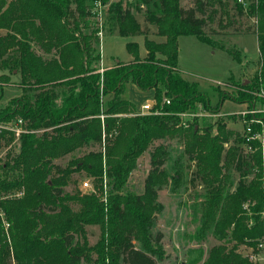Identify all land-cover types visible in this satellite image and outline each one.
Wrapping results in <instances>:
<instances>
[{
    "label": "trees",
    "instance_id": "trees-1",
    "mask_svg": "<svg viewBox=\"0 0 264 264\" xmlns=\"http://www.w3.org/2000/svg\"><path fill=\"white\" fill-rule=\"evenodd\" d=\"M96 2L106 5V32L143 35V56L138 43L129 41L128 62L98 71ZM142 2L153 9L142 13L139 24L123 0H0V101L13 85L9 73L19 74L15 86L20 90L0 105V122H20L18 133L0 127V151L14 138L19 145L16 152L8 149L0 156V264H160L151 241L160 240L152 228L162 207L157 178L165 176L167 152L163 144L153 143L177 135L183 141L182 155L196 164L192 182L204 185L208 203H217L216 223L230 224L236 239L262 236L264 151L258 139L247 140L261 126L253 123L247 132V116L240 117V129L231 127L226 117L201 127L192 120L184 123L180 112L210 103L196 82L180 75L177 57L182 35L223 46L206 35L207 30L214 33V24L229 34L253 31L256 68L236 81L231 97L247 105L264 101L259 94L264 86V0H193L186 8L180 0ZM241 16L254 23L241 21ZM150 25L162 41L148 37ZM126 82L152 89L150 110L162 112L136 111L122 97ZM106 94L110 98L103 105ZM81 149L88 150L75 153ZM145 151L150 169L143 191L125 190ZM65 156L66 163L56 161ZM230 171L237 179L229 180ZM75 173L90 177L97 191L77 187ZM226 180L227 185L235 182L234 190ZM103 183L106 193L99 197ZM69 184L72 190L66 189ZM243 205L252 212L250 226ZM88 224L102 229L91 246L85 239ZM213 257L214 264H246L233 254Z\"/></svg>",
    "mask_w": 264,
    "mask_h": 264
},
{
    "label": "rangeland",
    "instance_id": "rangeland-1",
    "mask_svg": "<svg viewBox=\"0 0 264 264\" xmlns=\"http://www.w3.org/2000/svg\"><path fill=\"white\" fill-rule=\"evenodd\" d=\"M96 3L100 30L98 71L102 72L105 68L113 66L115 62H128L132 58L126 49V43L129 41L138 43L139 54L143 56L145 54L143 35L121 36L117 33L106 32L107 24L104 20L106 5ZM192 4L193 0H180V5L185 8ZM123 5L130 9L134 21L139 24L143 22L142 13L148 8L153 9L152 5L146 6L142 0H123ZM240 19L250 24L254 23L252 18L246 19L241 16ZM214 27L212 30L214 33H209L207 30L206 35L215 41L222 42L223 46H212L194 35H182L178 38L177 69L183 78L197 83L198 89L208 97L210 103L207 108L198 104L195 111L199 114L194 115L191 120L201 127L206 123L213 122L218 117H226L227 123L231 127L240 129L242 126L240 117L247 116L249 119L245 123L246 126L252 128L253 123H259L261 126L258 132L259 136L252 134V138L259 140L260 147L264 151V121H262L264 101H256L254 104H246L244 107L242 102L235 101L231 97L236 81L248 76L256 68L259 57L256 35L253 31L229 34V29H220L215 24ZM149 29V38L156 41L164 39L155 34L153 25H150ZM231 50L235 53H231ZM9 79L13 85L5 89L4 98L0 101L1 106L5 105L6 99L20 93V90L15 86L19 81V74L15 71L9 73ZM153 96L152 89H141L133 82L125 83L122 94L123 98L130 100L137 108L141 109V105L152 100ZM222 96L225 98H221ZM109 98L110 94L102 96L103 105ZM137 110L139 111V109ZM252 118L260 121H251ZM19 123L15 120L3 121L0 122V127L14 129L19 127ZM153 144H163L167 152L162 166L165 176L157 178V200L162 207L156 214L152 228L154 235L157 233L160 237L159 242L151 241L152 251L158 262L160 264H214L213 255H222L223 252L224 254H233L237 262L240 259H245L246 264H264V230L262 236L256 240L249 237L236 239L231 235L232 226L230 224L219 225L216 223L219 215L217 203L214 204L213 200L212 203H208L204 185L198 181L192 182V169L196 164L187 159L186 155H182V139L177 135L166 139H156ZM18 146V140L14 138L6 148L1 149L0 156L4 155L8 149L16 152ZM243 146L246 151L250 150L249 145ZM85 150L88 149H81L75 153L81 154ZM68 159L69 156H65L56 159V161L64 164ZM149 169L150 155L148 151H145L137 158L136 166L128 177L125 190L142 192ZM176 169L180 173L179 177L175 172ZM229 175L230 181L233 180L232 178L235 180L238 177L237 173L232 171ZM252 176L250 175L249 178ZM74 177L77 179L76 186L83 191H97L90 177L77 173ZM84 181L87 182V186L82 184ZM228 182L226 180V185ZM73 187V184H69L66 189L72 190ZM234 187L235 182L227 185L229 190H234ZM105 193L106 187L103 183V189L97 194L99 197H104ZM219 199L220 195L217 201ZM243 207L246 208L244 211L247 217L246 223L250 226L253 224L252 212L249 207L245 205ZM213 210L215 214H209ZM261 216L264 219V213ZM84 229L86 244L95 245L102 233L100 226L88 224ZM215 250L218 253H214ZM81 264L89 263L82 262Z\"/></svg>",
    "mask_w": 264,
    "mask_h": 264
},
{
    "label": "built area",
    "instance_id": "built-area-1",
    "mask_svg": "<svg viewBox=\"0 0 264 264\" xmlns=\"http://www.w3.org/2000/svg\"><path fill=\"white\" fill-rule=\"evenodd\" d=\"M259 94L261 95V96H263V89H261L260 90V92H259ZM163 102H165V103H169V99L168 98H164L163 99ZM151 105H152V103L151 102H145L143 105H142V112L141 113H144V112H150L151 110ZM151 112H153V113H160V112H162L160 109H155V110H153V111H151ZM196 114H199L197 111H193V112H180L179 113V115L183 118V122L184 123H186L187 121H190L191 119H192V117L194 116V115H196ZM251 121H260V120H257V119H254V118H252L251 119ZM14 130H15V132L16 133H18L19 131H20V129H19V127L17 128V127H15L14 128ZM246 131L247 132H250L251 131V127L250 126H247L246 127ZM258 135V133H256V136ZM253 136H255V134L253 135ZM259 136V135H258ZM250 138H252V135H250V136H247V140L248 139H250ZM84 186H87V182L86 181H84L83 183H82Z\"/></svg>",
    "mask_w": 264,
    "mask_h": 264
},
{
    "label": "crops",
    "instance_id": "crops-1",
    "mask_svg": "<svg viewBox=\"0 0 264 264\" xmlns=\"http://www.w3.org/2000/svg\"><path fill=\"white\" fill-rule=\"evenodd\" d=\"M256 43H257V40H256ZM257 49H258V47H257ZM263 97H264V91H263ZM152 100H153V99H152ZM152 100H150L149 102H152ZM143 104H144V103H143ZM143 104H142V105H143ZM142 105H141V107H142ZM243 105H244V107H245V106H246V103H243ZM135 108H136V110L139 109V111L137 110L138 112H142L141 108H137L136 106H135Z\"/></svg>",
    "mask_w": 264,
    "mask_h": 264
}]
</instances>
